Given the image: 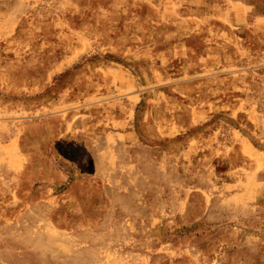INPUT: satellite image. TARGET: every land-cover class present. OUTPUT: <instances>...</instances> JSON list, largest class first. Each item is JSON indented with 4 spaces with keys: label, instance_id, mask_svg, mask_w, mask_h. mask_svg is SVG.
Listing matches in <instances>:
<instances>
[{
    "label": "rangeland",
    "instance_id": "1",
    "mask_svg": "<svg viewBox=\"0 0 264 264\" xmlns=\"http://www.w3.org/2000/svg\"><path fill=\"white\" fill-rule=\"evenodd\" d=\"M0 264H264V0H0Z\"/></svg>",
    "mask_w": 264,
    "mask_h": 264
},
{
    "label": "crops",
    "instance_id": "2",
    "mask_svg": "<svg viewBox=\"0 0 264 264\" xmlns=\"http://www.w3.org/2000/svg\"><path fill=\"white\" fill-rule=\"evenodd\" d=\"M122 63V62H121ZM120 62H116L115 60H109V62H107V63H103V68L104 69H107V68H110V67H112V65H119V64H121ZM74 66L75 65H73V66H71V67H69L68 69H67V74L69 75V72H72L71 70H74V69H72V68H74ZM75 72V71H74ZM69 82L67 81V84H68Z\"/></svg>",
    "mask_w": 264,
    "mask_h": 264
}]
</instances>
